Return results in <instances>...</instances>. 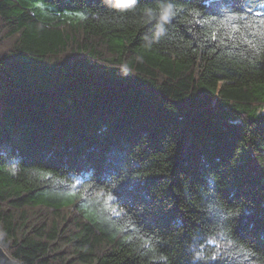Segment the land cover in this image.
I'll use <instances>...</instances> for the list:
<instances>
[{
    "label": "trees",
    "instance_id": "1",
    "mask_svg": "<svg viewBox=\"0 0 264 264\" xmlns=\"http://www.w3.org/2000/svg\"><path fill=\"white\" fill-rule=\"evenodd\" d=\"M115 2L0 0L1 249L264 264V0Z\"/></svg>",
    "mask_w": 264,
    "mask_h": 264
},
{
    "label": "snow or ice",
    "instance_id": "2",
    "mask_svg": "<svg viewBox=\"0 0 264 264\" xmlns=\"http://www.w3.org/2000/svg\"><path fill=\"white\" fill-rule=\"evenodd\" d=\"M122 2L125 3V4H127V3H130L131 0H122ZM248 11L251 12L252 9L249 8ZM171 14H172V10L169 8V9L166 10V12H165V17H167V16H169V15H171ZM258 15H260V14H258ZM261 23L264 24V20H262ZM233 31H239V29L233 27ZM215 38H216V37L213 36V39H215ZM110 199H111V197H110ZM217 247H219V245H217ZM218 258H219V257L216 256V255H214V256L211 257V259H213V260H216V259H218Z\"/></svg>",
    "mask_w": 264,
    "mask_h": 264
},
{
    "label": "water",
    "instance_id": "3",
    "mask_svg": "<svg viewBox=\"0 0 264 264\" xmlns=\"http://www.w3.org/2000/svg\"><path fill=\"white\" fill-rule=\"evenodd\" d=\"M0 264H18L12 260L0 247Z\"/></svg>",
    "mask_w": 264,
    "mask_h": 264
},
{
    "label": "clouds",
    "instance_id": "4",
    "mask_svg": "<svg viewBox=\"0 0 264 264\" xmlns=\"http://www.w3.org/2000/svg\"><path fill=\"white\" fill-rule=\"evenodd\" d=\"M132 2H134V0H131V2L130 3H132ZM113 7H115V8H120L121 7V4L119 3V0H116V2L115 3H113V5H112Z\"/></svg>",
    "mask_w": 264,
    "mask_h": 264
}]
</instances>
